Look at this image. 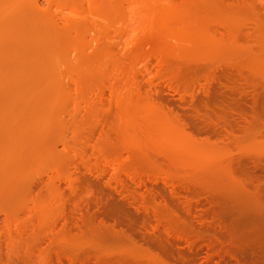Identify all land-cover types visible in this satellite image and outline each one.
Returning <instances> with one entry per match:
<instances>
[{"label": "rangeland", "instance_id": "374dc122", "mask_svg": "<svg viewBox=\"0 0 264 264\" xmlns=\"http://www.w3.org/2000/svg\"><path fill=\"white\" fill-rule=\"evenodd\" d=\"M23 1L0 0V192L4 197L12 192L6 189V181L9 180V169L6 167L8 152L22 133V122L33 113L41 114L43 119L52 118L49 129L53 136L61 129L53 140L56 143L54 150L58 153L63 151V144L72 135L70 123L76 122L78 126L74 125L73 131L76 130L80 140L75 147L78 150L82 148V158L87 163L83 159L81 162L75 159L77 161L74 160L66 168L67 159L58 157L54 161L58 164L57 168L53 169L51 162L43 160L46 163L38 162L36 167L23 174L27 178L24 182L33 180L40 186L51 179H59L61 197L39 198L36 195L37 186L32 189L31 196L21 202L0 204V264H258L260 257L263 260L264 255L258 253V247L264 246V131L244 136L245 141L241 139L243 143L238 147L226 139L228 134L220 126L215 133H208L205 129L198 134L194 131L182 132L173 117L177 115L189 125L198 124L199 118L191 112L196 101L204 99L201 87L205 86V82L200 80L194 84L192 79L193 85L189 88V79L174 81L176 85L172 81L158 79L154 73V59L160 58L154 57L156 55L161 56L164 64L167 63L163 66L166 71H171L175 65V68L180 67V71L194 70V42L203 46L197 43L202 40L210 41L207 47H203L209 53L212 51V62H226L228 56L222 55L216 44L222 40L224 45L228 44L232 38L204 34L209 29L204 30V27L213 23L206 19L201 21L203 17L196 20L199 13H194V0H108L110 2L106 5L113 7L110 8L116 13V18L108 21L114 23L106 24L115 30L114 34L108 27L110 36H107L114 40L115 45L114 48L111 45L110 52L99 50L103 43L98 44L102 34L91 42L90 36H97H94L96 32L93 30L96 25V31L99 29L98 20L93 29L84 31V42L92 43L88 49L83 50L82 46L87 45L75 42L62 46L53 54V51L48 53L43 49V53L39 51L41 49L38 53L36 50L30 52V40L15 33L18 30L13 21L15 17L6 18L11 16L10 12L14 14L11 8L23 7L20 6ZM33 1L26 0L24 3H28L24 5H31ZM38 4L44 5L41 0ZM65 5L62 10L65 14L81 6L77 0H67ZM117 13H122L120 19ZM170 35H173L172 38ZM215 56L218 57L214 59ZM217 72L220 73V69ZM181 81L184 84L179 83ZM222 82V86L211 83L210 89L221 86L220 90L225 91L228 84ZM72 87L78 88L76 92ZM110 88L116 91L111 93ZM194 90L195 97L191 99L188 93L193 91L194 94ZM184 91L186 96L181 97ZM77 94H81L82 98ZM120 98L122 102H119ZM153 100L158 104L164 102V106L168 107L165 106L164 110L172 109L170 120L162 119L165 120L163 123L160 119L162 112L159 107L155 109L157 106L154 110H158V115L155 112L152 115V107L157 104ZM245 101L249 103L248 98ZM163 104L160 105L162 108ZM88 110L92 115L87 113ZM55 114L58 120L54 125ZM97 117L107 118L104 120L106 124ZM233 117L239 125H243L241 118ZM38 128L42 133L43 127ZM236 134L239 135V132L234 131L233 135ZM203 138H207L206 141ZM101 146L102 149L108 147L101 151ZM82 161L90 164L91 195L78 190L70 194L67 187L68 172L72 177L81 178L84 171L80 166ZM55 170H58L56 174ZM95 190H101L102 196H98L107 205L120 204L124 210L120 209L116 215L124 212V217L118 216V219L126 217V225L111 229L92 219L97 211L96 205L95 208L93 206ZM92 200L94 203H91ZM9 204L13 205L7 208ZM32 204L36 205L39 213L31 210ZM60 208L63 210L60 211ZM153 225H156L154 230L150 229ZM164 232H170V237H166ZM248 232L253 233V239L258 238L254 235L256 232L260 233L257 235L258 242L252 241Z\"/></svg>", "mask_w": 264, "mask_h": 264}, {"label": "bare ground", "instance_id": "6f19581e", "mask_svg": "<svg viewBox=\"0 0 264 264\" xmlns=\"http://www.w3.org/2000/svg\"><path fill=\"white\" fill-rule=\"evenodd\" d=\"M18 1L20 2V0H18ZM24 1H26V0H24ZM24 1H23V3H21L23 5H20V6H23V7H19L18 6V7H16V10L11 8L10 10H13L14 14L12 12H10L11 16L8 15V17H6V18L7 19H9V18L14 19V17H15V20H13V21L16 22L15 24L18 27V30H16L15 33L19 34V36L27 37L30 40L32 45H31V48L29 49V51L30 50H32V51L36 50V52L38 53L39 51L41 52L42 49H43V50H48V53L50 51H53L52 52V54H53L55 51L60 50L62 46L66 47L67 45H70V44L75 43V42L78 45H81V46H82V44L87 45V46H82V47H84L83 50L84 49H88V48H90L92 43H90L89 41L87 43H85L84 42L85 38L83 39V34H84V31L86 33V30L93 29L94 23H95V21L97 22V20L100 23L98 25V28H99L98 30L99 31L98 30H97L98 32L96 31V29H97V28L95 29V27L97 26L96 25L94 27V30H93L96 33H93V34H94V36H96V35L97 36L93 37V35H92V38L90 36L91 42L94 41L93 40L94 38L97 39L98 35L100 36L102 34V38H99L100 41L99 42H98V40L95 41L96 43L98 42V44H100L101 41L103 42V43L101 42L102 46H100L99 50L102 49L104 51V53H107L109 50H112V49H110V48H112L111 47L112 44H113V48L115 47L114 40H112L110 37H108V36H110L109 35L110 33H108L109 32V30H108L109 26L108 27L106 26V24L108 25V23H109V25H110L113 22V21L112 22L111 21L108 22L110 19L112 20L113 18H116V16H115L116 13L114 12L115 10L113 11L111 9L113 7L110 6L111 7L110 8V7H108L109 5H106V4H109L110 1H108V0H77V3L79 5H81V6L78 9L75 8V9L69 11L70 13H68V14H65V13L62 12V10L66 7L65 3H67V0H41L44 5L38 4V0H34L31 5H27V6H25L26 5L25 3H28V2L24 3ZM70 1H72V0H70ZM15 2H17V1H15ZM14 4H16V3H14ZM14 4L12 6H14ZM168 4L169 3H167V5ZM161 6H163V4ZM10 10H8V11H10ZM121 11L122 10H120V12ZM197 12L199 14L197 15L198 19H196V20H200L201 17H203L201 19V21L204 22L206 20H209L211 23H213V24L209 25V27H207L208 25L206 27H204V30H205V28L206 29L209 28L208 30H205V31L203 30L205 32L204 34L208 33V35H211V36L218 35L220 38H222L224 36H226V37L229 36V37L232 38L231 41L229 40L230 42L228 44L224 45L223 43L225 41L223 42V40L216 44L217 45L216 47H217V49H219L220 53L223 52L222 55L224 54V55L228 56V60L225 58L226 62H224L225 60L223 61L221 59L223 61V63H221V61H220L217 64H215L216 60H213L215 62H212L210 60V56L212 55L211 54L212 51H211V53H209L203 47V46L207 47V45L209 44L210 41L209 42H207V41L204 42L202 40V42H204L206 44H203L202 42H197V43L198 44H202L203 46L197 45L194 42V62H192V63H194V64H192V65H194V70H192V68H191V70H187L185 72L184 71H180L181 70L180 67L177 66L179 68H175L176 65L174 66L173 65L174 63H173L172 65L174 66V68L172 69V67H173L172 66V67H170L172 69L171 71L170 70L166 71L167 68H163V66H165L167 63L164 64V60L160 59L161 56H157L156 55L154 57H160V58H155L154 59L155 60V66H156V69H155L156 71L154 73H155V76L158 79H162V80L166 79V80H169L170 82L172 81L176 85H177V83H175L174 81H180V80H182L184 78L185 79H189L190 82L189 81H185L187 83L189 82V84H188L189 88H190V85L192 84L191 83L192 79H194V84H198V82L200 80H203L205 82V86L201 87V90H202V94H203L202 96H204V99L196 101V103L194 104V107H192L193 108L192 109L193 112H191L192 113L191 115H193L194 117L197 116L199 118L198 124L195 123L194 125H189V124L185 123L183 119L177 117V115H175L173 117L174 121L177 123V126H179V129L182 132L194 131V133H197V132L200 133V131L202 129H205L206 131H208V133H215L216 132V128L218 126H220L228 134L226 139H228V140L230 139L229 141L234 143L235 146L238 147L241 143H243L242 140L245 141L246 138L244 136L253 135L251 133L255 134V133H257V132H259L261 130L264 131V0H194V13H197ZM168 13L170 14V12H168ZM120 14H122V13H120ZM120 14L117 13L118 18H119ZM2 16H3V14H2ZM163 16L166 17V14H164ZM153 24H154V22H153ZM111 27L112 26L109 27L110 30H112ZM150 31L151 30H149L148 33H150ZM161 31H163V30H161ZM113 32L115 34V30ZM90 33H92V32H90ZM201 34H202V32L200 33V35ZM85 36H88V35H85ZM172 36L170 35V38H172ZM204 37H207V35L206 36L204 35ZM101 39H104V41L101 40ZM175 39L176 38H174V40ZM207 39H209V38H207ZM23 40H24V38H23ZM214 40H215V38H214ZM214 40H213V42H215ZM105 41H106V43H105ZM95 42H94V44H96ZM89 43H90V45H89ZM98 44H96V45H98ZM81 46H78V47H80L82 49ZM98 47H99V45H98ZM116 47H117V45H116ZM80 48H78V49H80ZM175 48H176V46H175ZM213 48H215V47H213ZM39 49H41V50H39ZM91 49H93V48H91ZM175 51H177V49H175ZM80 52H81V50H80ZM80 52H77L78 56H81ZM42 53H43V51H42ZM214 53H215V51H214ZM213 56H211V57L213 58ZM88 57H90V56H88ZM216 57H218V56H215L214 59H216ZM114 58H115V56H114ZM133 59H135V58H133ZM177 62H178V60H177ZM91 63H93V62H91ZM119 63H121L120 60H119ZM175 64H176V62H175ZM182 64H184V63H182ZM82 65H84V64H82ZM135 65L136 64H134V66ZM217 69H220V73L217 72ZM132 71H133V69H132ZM44 77H46V76H44ZM105 81H106V79H105ZM150 81H152V80H150ZM222 81L225 84H228V86L225 87V91H221L220 90V87L222 86L221 85ZM179 83H182V81L179 82ZM211 83H218V85L220 84L221 86L219 88L218 87L217 88H215V87L212 88L211 87L212 89H210ZM72 84H74V83H72ZM182 84H184V83H182ZM169 85H171V84H169ZM188 85H186V87H188ZM238 85H243V87L240 88V86H238ZM43 86H44V84H43ZM41 87H42V85H41ZM175 88H177V87H175ZM244 88H246L245 89L246 91L244 90ZM76 89H78V88H76V87L73 88V92H76ZM111 89L112 88H110V91H112L111 93H113V91L114 92L116 91V90H113V89L111 90ZM145 90H147V89H145ZM137 91L139 92V90H136V92ZM172 91L176 92V89H174V90L172 89ZM144 92H143V94H144ZM179 93L181 94V92H179ZM185 93H187V92L186 91L182 92V94L180 96L181 97H183L184 95L186 96ZM137 94L138 93H136V95ZM188 94L190 96L189 95H187V96H189L192 99L193 97H195V90H194V94H193V91H190V93H188ZM57 95H59V94H57ZM77 95L82 98L81 94H77ZM149 95H150V93H149ZM42 96H40V97H42ZM130 97H132V95ZM154 97H155V95H154ZM181 97H180V99L183 100V98H181ZM140 98L142 99L143 97H140ZM151 98H153V97L151 96ZM246 98H248L249 103H246V101H245ZM120 100L122 102L121 98L119 99V102H120ZM108 101L110 102V99ZM153 101L157 102V104H158V101H156V100H153ZM163 103L160 102V104H158V105L154 104L152 108L154 110L155 106H157L155 109H158V107H159L158 110H160L162 112V115H165V116H162L160 114L161 115V118H160L161 120L165 119V118L170 120L169 117L173 116V114L171 113L172 109L169 108L170 110H168V109L164 110V107L166 105L164 106ZM161 104H163V108L161 107L162 106ZM119 105H120V103H119ZM115 107L118 108V105H116ZM108 108L110 109V106ZM166 108H168V107L166 106ZM89 110L91 111V109H89ZM153 110L151 111L152 115H153V112H155L154 113L155 115H158V114H156V112H158V110H154V111ZM90 111L87 112V113L92 115L90 113ZM109 111H111V110H109ZM73 113L70 114V115H73ZM95 113H97V112L95 111ZM97 115H99V114H97ZM233 115H236V116H238V118H241L242 121H243V125H239V123L234 120ZM30 116L31 117H27L26 120L22 119V120H24L22 122V127L20 125V127L22 128L21 129L22 133L19 135V137L15 141L16 143H15L14 147L8 152V156H7L8 157V163L6 162L7 163L6 167L8 166L7 169H9L8 170L9 180L6 181L7 182L6 183V189L12 190V192L11 191L8 192L9 194L5 195V197L0 192V204L1 205L3 203H4L3 205H5V203H7V202L8 203L11 202V203H15V204L17 202H21V200H24L27 197L31 196L32 189L36 188L37 186L39 188H38L37 194L36 193L35 194L39 195L38 196L39 198H41V197L45 198V196H47V197H58V198L61 197V192H60V190L58 188L59 187V185H58V180L59 179L57 181L51 179V180H49L48 182H45V183L42 181L43 184L42 183L41 184L43 186H40L38 184V182H35L33 180L24 182L26 177L24 178L23 174L25 175L27 170H30L32 167H36L35 165L38 164V162L39 163L42 162L43 160H47V161L51 162L50 164L53 165V169H54V168H57L58 164L55 163L54 161L57 160L56 158H58V157H60V158L63 157L65 159H67L68 164H67L66 160H64V162H66L64 164L66 168H69V165H71V163L75 159H77V160L79 159L80 162L83 159L82 155H83L84 151L82 150V148L80 150H78L75 147V144L80 140L78 138L79 135H77L76 132H75L76 130L73 131L74 130V125L76 127L78 126V124L76 122L75 123H73V122L70 123V127H72V129H71L72 133H70V134H72V135H71L69 141L63 144V151L61 153H58V152H55V150H54V147H55L54 145L56 143L54 144L53 140H54L55 137H58L57 136V132H60L61 129L57 130V132L55 133V136H53L51 134V132H50V129H49L50 126H51V122L49 121L50 119H52V118H50L51 116L50 117L48 116V118H50L49 120L43 119L41 114L39 115V114H36V113L34 114L33 113V115H30ZM193 116H191V117H193ZM71 117H73V116H71ZM97 118L100 121L103 120L104 124H106L105 121H106L107 118L106 119L104 117L102 119L99 118V117H97ZM98 119H96V120H98ZM56 120H58V116L55 114V116L53 117V120H52L54 125L56 124ZM72 121H75V120H72ZM100 121H99V123H100ZM162 121H161V123H162ZM164 121H163V123H165ZM67 124H69V123H67ZM100 124H102V122ZM39 126L43 127L42 128V133L37 130V129H39L38 128ZM61 126L62 125H60V127ZM161 127H163V126H161ZM100 128H101V133H102L103 132L102 126ZM78 130L79 129H77V131ZM234 131L239 132V135H237V134H236L237 136L233 135ZM6 132H8V131H6ZM194 133H193V135H194ZM103 134H104L105 138L108 136L105 133H103ZM58 135H61V134H58ZM104 136H101V137H104ZM203 139L205 140L207 138H203ZM204 140H202V142ZM208 140H209V138H208ZM63 141L64 140H62V142ZM60 142H61V140L59 139V143ZM230 142H227V143H230ZM207 144H209V143H207ZM222 145H225V144L223 143ZM103 147H104V145H103ZM107 147H106V149H107ZM103 149H105V148H103ZM103 149H102V146H101V151H104ZM99 151H100V149H99ZM103 157H104V155H103ZM77 160H75V161H77ZM84 161H82L83 163H81V165H80L84 169V171L82 172L83 174H81V178H79L77 176L72 177L70 172H68V174H67L68 175L67 176V187H68V190H69L70 194H74L76 192V190H78L80 192L81 191L82 192L85 191L86 195H91L92 194L93 185H92V183H90L91 181L89 180L90 179L89 177L92 176L91 168L89 166L90 164L88 165V164H86L87 162L85 161L86 162L85 163ZM43 163H46V162L43 161L42 164ZM48 165H47V167H48ZM43 167H44V165H43ZM74 168H75V166H74ZM74 170L77 172V168H75ZM57 171L58 170H55L54 173L56 174ZM234 171H236V170H234ZM234 171H233V173H234ZM21 176H22V178H21ZM28 179H30V178L28 177ZM2 182L4 183V181H2ZM0 186H1V184H0ZM100 191H98V192L96 191L95 192L96 193V199H95V204H93V206L95 208V205H96V209L95 210H97V211H95V213H93V215L91 216L92 219L96 220V222L98 224L106 226V227H109L111 229H113L115 226H118V225H121V224L122 225L123 224L126 225V223H125V221H127L126 217L125 218H121L120 217V219H118L119 218L118 216L124 217L125 213L121 212L123 214H121V215L117 214L116 215V213H118V211L120 209H122L120 207V204L119 205L117 204L118 206H116L117 202H115V201H114L115 205H113L114 203L113 204L109 203V205H107L106 204L107 202H104V201L102 202L100 197H99L100 194H101ZM83 194H84V192H83ZM101 196H102V194H101ZM92 202H93V200L91 201V203ZM88 203H90V201H88ZM129 203H131V202H129ZM254 203H255V201H254ZM124 204H126V203H124ZM12 205L11 204L7 205L8 206L7 208L11 207ZM38 205L40 206V204H38ZM31 206H32L31 207L32 211H35L36 213H39V212H37L38 208L37 209L35 208L36 205L33 206V204H32ZM7 208H5V209H7ZM163 208H165V207H163ZM10 209L8 210V212L10 211ZM61 210H63V209L60 208V211ZM74 210H75V208H74ZM123 210L124 209H122L120 211H123ZM42 212H43V210H42ZM71 212H73V211H71ZM12 213H13V211H12ZM125 216H127V215H125ZM88 220H90V219L88 218ZM168 220H171V219H168ZM78 221H82V220H78ZM174 222H176V221H173L172 223H174ZM147 224H149V223H147ZM163 224H165V222ZM90 225H91V223H90ZM30 227H31V225H30ZM119 228H120V226H119ZM150 229H153V230L156 229V225L151 226ZM165 231H167L166 227H165ZM245 231H246V229H245ZM30 232H31V229H30ZM164 233L167 235V236L166 235L165 236L168 237L170 232L169 233L164 232ZM248 233H249V235L251 234V237H249V235H248V236H246V238H248V237L252 238L251 239L252 241H254V240L257 241V239L259 238V236H257V235L258 234L261 235L260 233L257 234V232H256L254 235H256V237H258V238L253 239L255 237V236L252 237L253 233H251V232H248ZM127 235L128 234H126L125 236H127ZM101 236L103 237L104 235H101ZM241 237H244V236H241ZM260 237H262V236H260ZM45 238H47V237H45ZM261 239H263V238H260V240ZM131 243H133V241ZM248 243H249V241H248ZM248 243H246V244H248ZM114 244H115V242H114ZM106 245L109 246V244H106ZM262 245L260 247H258V253L264 255V246H262ZM247 247H249V246H247ZM253 250H255V249H253ZM260 260L261 261L260 262L258 261L259 262L258 264H263L264 259L262 260L261 257H260Z\"/></svg>", "mask_w": 264, "mask_h": 264}]
</instances>
